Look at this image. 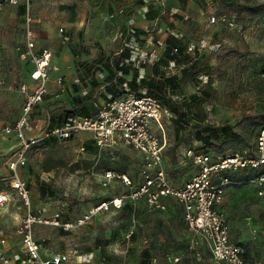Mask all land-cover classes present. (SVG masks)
Returning <instances> with one entry per match:
<instances>
[{"label": "rangeland", "instance_id": "374dc122", "mask_svg": "<svg viewBox=\"0 0 264 264\" xmlns=\"http://www.w3.org/2000/svg\"><path fill=\"white\" fill-rule=\"evenodd\" d=\"M24 1L12 5L0 0V79L5 80V85L0 84V122L4 124L15 122L21 113L23 96L12 91L11 86L25 81L30 68L29 64L20 61L16 51L17 45L24 40V11L21 14L18 10ZM73 1L32 0V10L35 15L37 10H61L62 4ZM198 2L205 11L201 18L185 19L179 12L177 15L166 14L160 18V27L156 30L149 27L153 33L150 43L157 44L153 50L158 56L166 55L167 51L161 50L155 37L168 43L165 37L172 36L175 43L185 47L174 56L168 52L165 61H172L167 68L169 74H178L182 78V90L171 96L186 118H176L170 111V115L152 123V131L162 139L164 167L174 184L182 183L195 169L193 161L184 153L189 147L209 153L213 160L234 153H253L258 131L264 125V0H219L218 5L212 0ZM222 13L233 16V27L211 22L212 15ZM168 29L177 35L169 34ZM190 46L193 50L188 49ZM138 52L141 57V50ZM165 64L160 65L164 68ZM191 94L197 98L192 99ZM206 124L230 125L242 134V139L199 141L196 133ZM120 146L119 153L106 154L98 164L107 163L108 168L117 174L128 175L136 184L141 179L142 154L125 144ZM57 153L66 162L75 160L79 154L78 145L57 144L47 152L49 155ZM71 172L67 163L62 169L60 182L64 202L68 205L91 202L92 198L87 197L85 189L81 191L84 176L79 173L71 176ZM223 176L224 173H219L214 179L220 181ZM127 191L126 187L119 185L112 187L110 192ZM80 193H83L81 197ZM17 204L20 206L22 202L19 200ZM129 204L125 209L98 213L86 225V232L110 236L116 228L114 243L121 249H134L133 253L136 248L151 242L153 246L155 244V254L160 256L162 264H169L174 258L180 259L178 264H211L210 252L198 234L186 225L183 212L175 204L163 212L150 210L141 202ZM12 205L9 211L0 208V224H5L4 214L13 220L17 218L12 211L19 209H12ZM231 205L238 209V214L232 217V224L238 236L244 235L246 257L264 264V200L258 197L253 184L238 178L226 186L220 208L225 216L223 210H231ZM62 209L69 218L83 212L78 205L73 211L64 206ZM247 218L249 223H255L253 228ZM132 228L135 234L128 238ZM84 243L92 244V240L84 239Z\"/></svg>", "mask_w": 264, "mask_h": 264}, {"label": "crops", "instance_id": "0c3cea01", "mask_svg": "<svg viewBox=\"0 0 264 264\" xmlns=\"http://www.w3.org/2000/svg\"><path fill=\"white\" fill-rule=\"evenodd\" d=\"M198 1L202 2L203 0H74L71 4H62L61 10H37L36 15L32 10L34 18L32 28L37 50L43 47L49 48L52 51V65L58 69L50 71L47 93L30 115L29 122L32 125V130L28 132V136L40 134L45 126L52 128L62 123L70 115L94 116L97 114L98 108L112 98L129 94L138 95L140 92L146 94L141 85L142 79L148 80L155 77V74H158L157 76L170 75L167 68H170L172 61H165L167 56L159 54L156 59H153L151 55H148L154 52L153 49H156L157 44L150 43L149 37H153V33L151 30V33L147 34L146 30H149V27L156 30L161 16L166 14L177 15L179 12L185 19L189 17L201 18L205 11L204 6H200ZM212 1H215L217 5L219 3V0ZM206 7L209 8L208 5ZM226 15L235 22L233 16ZM217 24L224 25L219 22ZM171 33L173 34V31L169 30V34ZM167 37H165V41L168 39V43L162 41L164 48L161 50L165 51L168 45L169 52L172 47L170 44L172 36ZM157 39V37L154 38L156 43H160L161 41ZM140 50L141 57L138 55ZM170 53L172 52L170 51ZM163 56H165L161 60L163 62L158 61ZM23 63L30 66L28 78L25 81L31 82L30 71L34 66L32 63ZM161 63H166V66L162 68ZM60 78L61 82H59ZM11 90L21 94L24 100V95L21 92L13 90L12 87ZM15 122L11 124L0 122V139L9 138L7 134L3 133V128L15 124ZM10 139V143L17 141L14 134ZM62 143L78 145L79 154L75 160L70 159L69 162H66L60 153L47 154L54 146ZM120 145H124V143L119 142L114 147H97L93 140V134L89 131L74 133L67 139L56 136L40 137L27 151L26 163L17 167L18 175L27 183L32 209L47 216L59 210L62 212V218L69 220L84 214L104 200H110L124 193L110 192L112 187L126 186L117 178L110 179L108 185L105 186V173L109 170L117 173L108 168L105 162L98 164L99 159L106 154L109 156L119 153ZM82 146L85 147V150H81ZM252 154L247 153V155ZM7 158L0 157V194L14 192L10 187V181L15 171L9 166ZM67 163L71 166V176L77 173L84 176L81 182V191L85 189L87 197L91 196L92 198L91 202H75L71 205L64 202L60 182L62 169ZM194 166L192 174L199 169L197 165L194 164ZM186 180L180 184H174L170 179L174 185H182ZM82 194L80 193V197ZM19 200L22 202L20 206L17 204ZM137 202L147 206L144 200ZM164 202L166 209L155 210V212L166 211L175 204L180 212H183L185 219L184 208L176 198L166 197ZM222 203L216 207L220 212H222L220 209ZM11 205L12 209H19L12 211V215L17 218L13 220L4 214L3 223L5 224H0V231L3 232L7 242L0 243V249L9 255L22 254L24 252L23 244L16 229L27 208L17 194L1 204L0 208L9 211ZM77 205L83 212L72 218H69L62 209L64 206L73 211L75 210L74 206L77 207ZM128 205L131 204L126 202L122 208L111 207L110 210L125 209ZM230 209L223 210L230 226V240L243 248L244 235L238 236L232 224V217L234 218V215L238 214V209H235L234 205H231ZM165 216H167L166 213ZM247 222L253 228L255 223H249V218H247ZM6 224L11 226H5ZM186 225L188 226L187 222ZM86 228L88 226L85 225L73 231H66L50 225H37L34 228V235L42 245L44 256L55 252L70 253L74 248H79L80 253L72 255L66 264H100L103 261L110 264H138L142 250L146 245L149 246L152 256L156 255L155 244L153 246L151 242L143 244L141 248H136L134 253L132 252L134 249L119 248L114 243L117 239L116 228H113L112 236L86 232ZM84 239L92 240V244H85ZM105 239L111 240L104 244ZM205 248L209 251L206 245ZM160 264H162L161 261Z\"/></svg>", "mask_w": 264, "mask_h": 264}, {"label": "built area", "instance_id": "2783aa9c", "mask_svg": "<svg viewBox=\"0 0 264 264\" xmlns=\"http://www.w3.org/2000/svg\"><path fill=\"white\" fill-rule=\"evenodd\" d=\"M5 3L16 5L19 0H4ZM24 40L17 45L16 51L21 61L32 63L30 71L31 82H22L11 86L13 90L24 95L21 115L13 125L3 128L4 134H14L24 141L22 147L15 154L7 158L9 166L14 169V176L10 181V187L14 192L0 194V205L8 201L11 196L17 194L24 202L27 210L16 232L21 237L23 253L9 256L0 249V264H66L71 256L80 253L79 248L72 252H55L49 255L42 254V245L35 238L34 228L37 225H50L66 231H73L89 224L93 217L102 211L120 208L124 201L137 202L144 200L150 210H164L166 197H174L183 206L186 222L200 240L207 246L211 253V264H261L259 261L246 260L244 250L239 244L230 240V226L225 215L217 210V205L224 200L226 186L232 183L225 175L220 181L214 178L219 173L235 171L242 168L264 167V126L260 129L256 139L253 155L234 153L218 157L212 156L193 147L185 150V154L199 169L190 176L182 185L171 183L164 169V150L160 136L152 131V123L159 121L164 115H170V111L154 97L147 94H129L112 98L100 106L94 116L70 115L62 123L53 126H45L40 134L27 140L28 132L32 130L30 115L34 108L43 100L47 93L50 71L58 69L52 65V51L43 47L37 50L36 38L33 32L32 0L24 1ZM211 22L222 23L233 27L235 22L226 14L211 16ZM62 31V29H61ZM150 34V30H146ZM152 37L149 40L152 41ZM164 48V43H159ZM193 50V47H188ZM178 51V48H174ZM151 56L156 59L158 54ZM61 78L59 82H61ZM0 84L5 85V80L0 79ZM89 131L93 134V140L97 147H112L119 142L133 148L142 154L140 169L141 181L133 183L126 174H115L109 170L105 173L107 186L109 180L117 178L128 188L127 192L110 200H104L97 206L89 209L84 214L74 219H63L62 212L56 211L51 215H44L32 209L27 183L17 173V167L27 161L26 153L42 136H56L61 139L70 138L74 133ZM81 150H85L82 146ZM256 187L259 198L264 200V171L246 180ZM132 228L127 237L134 234ZM7 242L3 232L0 231V243ZM200 254L199 252H197ZM179 258H174L169 264H178ZM100 264H110L106 261ZM150 264H160L159 256L154 255Z\"/></svg>", "mask_w": 264, "mask_h": 264}, {"label": "trees", "instance_id": "16d2710c", "mask_svg": "<svg viewBox=\"0 0 264 264\" xmlns=\"http://www.w3.org/2000/svg\"><path fill=\"white\" fill-rule=\"evenodd\" d=\"M22 6L23 7H18V10L21 14H23V11H24V2H23ZM172 39H174V38L170 39V42H171L170 44L172 45V47L171 48L169 47L170 48L169 52L171 51L172 55L174 56L177 52H179L180 50H182L185 47L182 45H179L180 43L179 44L175 43ZM180 46H181V48H180ZM175 47L178 48V51H174ZM166 50L168 53V45H167ZM167 53H166V55H167ZM165 56L161 57L158 61H161ZM155 75H156L155 77H152L148 80L147 79L141 80V85L144 87L146 94L156 98L162 104V106H165L166 108H168L169 111H171V113L176 118L185 119L186 118L185 113L181 111L180 105L171 96L173 93L182 90V78L178 74H170V75L162 74L161 76H157L158 74H155ZM132 86H133V84H132ZM138 95H143V94L140 92V93H138ZM190 96L192 99L197 98V95H195V94H191ZM260 129H259V131H260ZM178 131H180V129ZM259 131H258V134H259ZM212 138L217 139V140H220L222 138H225V139H242V134L235 131L232 128V126H230V125L216 126L213 124H206L204 127H202L201 130L197 131V133H196V139L199 141L205 142V143H208ZM242 154H244V153H242ZM253 154H254V152H253ZM262 171H264V167L263 168H257V169L242 168V169L235 170V171H226L224 173V175L226 177L230 178V181H232V182L237 180L238 178L245 179V181H246L249 178H252V177L258 175ZM239 173H242V174L240 176H238ZM140 181H141V179H140ZM126 202L134 203L133 201H130V200L124 201V203H126ZM124 203H123V205H124ZM123 205L120 208H122ZM134 234H135V231H134ZM111 239H113V238H111ZM111 239H105L104 244H107ZM153 256L151 254V250H150L149 246L148 245L144 246L142 253H141V258H140V261L138 264H150L151 258ZM245 258H246V260H248L246 255H245ZM250 262H254V261H250Z\"/></svg>", "mask_w": 264, "mask_h": 264}, {"label": "water", "instance_id": "95a60500", "mask_svg": "<svg viewBox=\"0 0 264 264\" xmlns=\"http://www.w3.org/2000/svg\"><path fill=\"white\" fill-rule=\"evenodd\" d=\"M9 138L7 139H0V157H10L11 155L15 154L17 150H19L22 145L24 144L23 140H20L17 136V141L14 143H10V138L13 134H7ZM34 136H30L27 140H30Z\"/></svg>", "mask_w": 264, "mask_h": 264}]
</instances>
